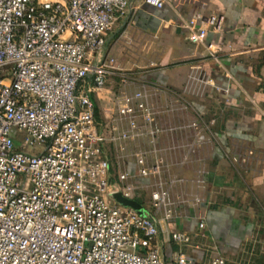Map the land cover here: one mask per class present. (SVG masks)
Wrapping results in <instances>:
<instances>
[{"label": "built area", "instance_id": "2783aa9c", "mask_svg": "<svg viewBox=\"0 0 264 264\" xmlns=\"http://www.w3.org/2000/svg\"><path fill=\"white\" fill-rule=\"evenodd\" d=\"M132 2L0 0V264H229L218 245L195 242L182 230L171 232L177 250L168 262L157 248L155 214L171 222L182 206L201 202L175 192L184 178L165 175L168 154L176 149L173 137L193 132V146L214 135V120L200 112L181 124L163 117L189 111L192 92L230 88L198 70L180 89L150 82L128 92L136 67L148 66L120 67L103 51L118 19L135 10ZM144 2L169 5L194 45L206 44L208 33L224 26L223 14L206 10L209 0ZM205 46L218 61L217 47ZM117 70L124 87L112 95L107 122L97 116L90 93L103 89ZM160 96L170 99L163 110L154 101ZM37 144L43 150L30 151ZM147 190L141 211L112 199L118 193L135 199ZM199 218L206 238L205 216ZM188 246L205 257L191 258Z\"/></svg>", "mask_w": 264, "mask_h": 264}, {"label": "crops", "instance_id": "0c3cea01", "mask_svg": "<svg viewBox=\"0 0 264 264\" xmlns=\"http://www.w3.org/2000/svg\"><path fill=\"white\" fill-rule=\"evenodd\" d=\"M132 6L135 10L120 17L108 32L103 55H114L120 67H131L133 48L141 53L144 42L155 37L160 65L134 72L126 85L128 92L150 82L180 89L190 72L198 70L217 86L230 88L225 93L210 86L207 95L201 96L192 92L189 111L163 117L169 124H181L191 121L194 111L200 112L206 120H214V135L193 146H189L193 132L173 137L176 149L168 154L165 175L184 178L175 192L199 197L201 202L182 206L171 222L155 214L160 227L158 250L170 262L177 250L171 232L182 230L195 242L218 245L229 264H264V0H209L206 10L223 14L224 26L221 32L210 31L206 44L195 45L169 5L156 8L144 0H133ZM190 10L185 7L182 13L188 16ZM207 44L217 47L218 61ZM121 77L115 71L103 89L90 93L99 111H107V115L113 111L112 95L124 87ZM167 100L163 96L154 99L160 110ZM127 169L134 172V163ZM149 195V190L141 191L135 199L143 205L149 202ZM200 215L205 216L206 238L199 234ZM184 251L196 259L206 254L189 246Z\"/></svg>", "mask_w": 264, "mask_h": 264}, {"label": "rangeland", "instance_id": "374dc122", "mask_svg": "<svg viewBox=\"0 0 264 264\" xmlns=\"http://www.w3.org/2000/svg\"><path fill=\"white\" fill-rule=\"evenodd\" d=\"M157 44H159V41L155 37H153V38H150V41L146 40L144 42V44H143L144 48H143L141 53H139V51L136 49V47H135V49L133 48V53H131V54L129 53L130 55L134 54L133 58H132V62H130V64L131 65L132 64H135V65L139 64V65H143V66H148V68L160 65V61L158 60L159 53H160V48L157 47ZM132 47H134V46H132ZM130 61H131V59H130ZM130 64L128 63L127 65H130ZM137 70H142V69H138L136 67V72H137ZM136 75H138V74H136ZM107 114H108L107 111H104V110L102 111V109H100V111H99L100 118L103 119V120L105 119V121L109 122L110 121V116L107 115ZM18 135L23 136L24 135V131L19 132ZM17 145H20V143L17 142ZM43 148H44V145L37 144L35 146V148L33 150H30V151L38 152L40 150H43ZM121 197H123L122 194L118 193V194H115L114 196H112V199L120 202V198ZM138 202H140V201H138ZM120 203H122V202H120ZM111 204H115V203L111 202Z\"/></svg>", "mask_w": 264, "mask_h": 264}, {"label": "water", "instance_id": "95a60500", "mask_svg": "<svg viewBox=\"0 0 264 264\" xmlns=\"http://www.w3.org/2000/svg\"><path fill=\"white\" fill-rule=\"evenodd\" d=\"M120 202H122L125 205H129L139 211L144 209L143 205L140 202H138L136 199H129V198L127 199V198L121 197Z\"/></svg>", "mask_w": 264, "mask_h": 264}, {"label": "trees", "instance_id": "16d2710c", "mask_svg": "<svg viewBox=\"0 0 264 264\" xmlns=\"http://www.w3.org/2000/svg\"><path fill=\"white\" fill-rule=\"evenodd\" d=\"M96 114H97V116H99V110H98V108L96 107Z\"/></svg>", "mask_w": 264, "mask_h": 264}]
</instances>
